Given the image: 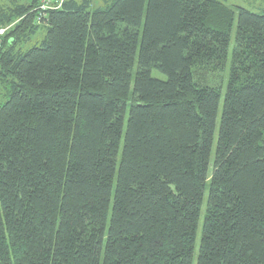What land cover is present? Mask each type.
Instances as JSON below:
<instances>
[{
    "label": "trees",
    "instance_id": "trees-1",
    "mask_svg": "<svg viewBox=\"0 0 264 264\" xmlns=\"http://www.w3.org/2000/svg\"><path fill=\"white\" fill-rule=\"evenodd\" d=\"M103 3L0 0V264H264V10Z\"/></svg>",
    "mask_w": 264,
    "mask_h": 264
},
{
    "label": "rangeland",
    "instance_id": "rangeland-1",
    "mask_svg": "<svg viewBox=\"0 0 264 264\" xmlns=\"http://www.w3.org/2000/svg\"><path fill=\"white\" fill-rule=\"evenodd\" d=\"M77 2H80L82 0H75ZM91 3V7L92 9H96L99 7H102L104 5L103 0H89ZM219 3H221L223 6L229 8L232 11H236V9L238 8H243L246 9L252 13H261L262 10H264V0H215ZM235 29H236V13H235V21H234V25L232 28V32H231V44H230V48H229V57L227 60V64H226V69H225V73L228 74V70H229V66H230V60H231V49L233 47L234 44V35H235ZM43 35L44 33L41 31L33 40L31 43L28 44L29 47H32L34 44H36V42H40L43 39ZM136 72V65H135V69H133V74ZM226 74H219V75H211L209 78L212 79V82L216 85H218V83L220 84V81L222 83H224L226 81ZM153 77L157 78V79H164V76L161 75L160 73L153 71L152 72ZM224 87V86H223ZM223 93H224V89H223ZM222 109V100L219 106V114H218V121L220 118V112ZM218 121H217V126H218ZM218 129V127H217ZM217 134V132H216ZM216 134H215V140H214V146H213V153H214V148H215V142H216ZM212 160H213V155L211 156V163H210V167H209V172H211V164H212ZM204 202H206V194H205V199ZM205 204V203H204ZM203 216H204V205L201 209V217L199 220V228L197 231V243H196V247H198V242H199V235H200V228L203 222ZM195 255H196V250H195Z\"/></svg>",
    "mask_w": 264,
    "mask_h": 264
},
{
    "label": "built area",
    "instance_id": "built-area-1",
    "mask_svg": "<svg viewBox=\"0 0 264 264\" xmlns=\"http://www.w3.org/2000/svg\"><path fill=\"white\" fill-rule=\"evenodd\" d=\"M66 0H39V5L35 9V23L40 25L42 22H45L47 13L50 11H56L61 9L63 3ZM6 28H0V45H1V38L4 36L6 32Z\"/></svg>",
    "mask_w": 264,
    "mask_h": 264
}]
</instances>
